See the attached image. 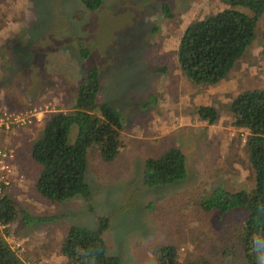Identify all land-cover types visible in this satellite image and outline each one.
Here are the masks:
<instances>
[{"label":"rangeland","instance_id":"rangeland-1","mask_svg":"<svg viewBox=\"0 0 264 264\" xmlns=\"http://www.w3.org/2000/svg\"><path fill=\"white\" fill-rule=\"evenodd\" d=\"M163 4L172 17H165ZM226 7L220 0H103L89 11L80 0H0V111L32 115L0 131V148L9 152L18 178L0 196L33 217L50 218L9 225L6 240L26 263L63 264L58 250L68 229H93L106 217L108 253L123 264H155L164 245L176 248L178 264H246L236 239L246 213L205 212L198 205L218 186L231 192L253 186L247 131L233 126L229 104L243 91L264 87V13L252 43L216 84L190 82L177 62L184 29ZM90 66L99 69L98 102L123 115L121 146L109 162L96 147L88 150L90 204L80 197L49 200L36 190L40 165L31 146L49 115L72 111ZM200 105L216 108L213 124L196 114ZM171 147L185 156V179L144 188V161Z\"/></svg>","mask_w":264,"mask_h":264},{"label":"trees","instance_id":"trees-1","mask_svg":"<svg viewBox=\"0 0 264 264\" xmlns=\"http://www.w3.org/2000/svg\"><path fill=\"white\" fill-rule=\"evenodd\" d=\"M80 1L89 11L103 4V0ZM220 1L227 5L225 9L190 23L179 40V68L194 84H216L229 74L252 43L257 20L264 13V0ZM162 12L165 17L173 16L168 4H163ZM88 55V50L81 48V58ZM99 89L98 67H87L72 111L49 115L40 137L32 144L31 157L40 165L35 187L42 197L57 202L80 197L90 204L92 191L86 178L88 150L96 147L103 161H112L117 156L123 115L108 102H98ZM229 110L233 126L247 131L245 146L253 186L250 191L236 192L218 186L210 194L202 195L198 206L205 212L243 210L246 217L236 235L238 252L246 264H257L256 249L264 248V87L239 93L230 102ZM196 114L209 125L217 120V110L210 105L198 106ZM186 174L185 156L180 149L171 147L144 161L142 186L173 184L184 180ZM49 219L33 217L7 195L0 196V264H28L6 240L12 222L20 220L30 225ZM109 226L106 217H100L93 229L72 225L58 250L65 258L63 264H123L118 256L108 253L103 233ZM233 249L236 250L235 245ZM155 257V264H178L177 250L172 245L158 247Z\"/></svg>","mask_w":264,"mask_h":264},{"label":"built area","instance_id":"built-area-1","mask_svg":"<svg viewBox=\"0 0 264 264\" xmlns=\"http://www.w3.org/2000/svg\"><path fill=\"white\" fill-rule=\"evenodd\" d=\"M32 115L27 113H13L8 110L0 111V131L9 129L11 125H22L25 120L30 121ZM10 155L4 148H0V191L9 187L13 181L18 179L16 176L13 178L12 169L9 164ZM2 196V195H1Z\"/></svg>","mask_w":264,"mask_h":264},{"label":"clouds","instance_id":"clouds-1","mask_svg":"<svg viewBox=\"0 0 264 264\" xmlns=\"http://www.w3.org/2000/svg\"><path fill=\"white\" fill-rule=\"evenodd\" d=\"M257 264H264V248L256 249Z\"/></svg>","mask_w":264,"mask_h":264}]
</instances>
